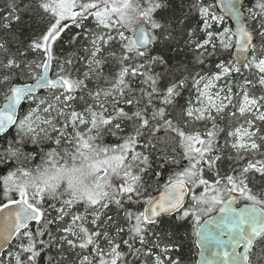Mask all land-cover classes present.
Listing matches in <instances>:
<instances>
[{
    "label": "snow or ice",
    "instance_id": "6c2138e0",
    "mask_svg": "<svg viewBox=\"0 0 264 264\" xmlns=\"http://www.w3.org/2000/svg\"><path fill=\"white\" fill-rule=\"evenodd\" d=\"M167 7L168 0H143V6L137 0H38L41 27L39 35H34L27 44V51L38 54L40 59L7 58L3 67L10 74L0 78L6 100L0 107V134L7 135L9 129L15 128V137L0 148V165L6 170V174L0 173L3 196L0 250L18 240L15 250L7 251L6 260L0 258V264H39L42 253L47 256L45 264H65L66 252H75L77 248L78 264H129L121 244L127 247L128 255L152 256V250L145 249L149 235L152 247L159 249L153 264H181L172 253L182 250L188 232L185 230L184 237H180L179 231L187 224L191 225L197 247H204L206 242L219 245L220 250L212 252L213 257L219 258V264H252L250 257L257 245L264 255V194H257L250 187L255 180L250 173L264 179V159L249 160L246 165L222 174L224 153L217 144L224 131L218 126L217 117L224 119L225 110L231 106L235 111L227 113L228 118L245 117V120L235 128L229 125L224 147L230 146L238 159H243L242 152L255 154L264 147L257 142L264 141V135H258L264 130L255 124L264 122V95L250 94L249 85L256 84L247 77L243 83L235 82L237 92L228 80L232 73H240L241 68L254 67L260 74L256 83L264 88V0H257L255 5L259 13L249 14L248 19L258 23V28L252 29L244 23L243 0H225L224 9L232 17L234 30L227 26L224 15L213 11L211 4H197L198 31L202 35L197 30H184L186 17L173 21L166 16L159 19L154 16L157 10ZM89 18L96 30L89 31ZM72 27L81 31L73 33ZM65 36L70 47L77 45L80 38L90 45L83 48L88 54L86 70L77 67L74 55L55 56L56 46L65 43ZM185 37L186 43L196 50L199 64L233 48L238 53L230 61L217 62L216 72L207 76L196 73L192 80L197 91L196 104L189 101L183 112L189 120L210 121L211 127L205 125L203 132H185L165 118L166 108L179 102L187 86L188 76L166 79L173 43L178 46ZM157 42L163 46L153 55L152 46ZM113 43L119 44L118 50L112 49ZM4 48L0 43V49ZM249 52L251 57L247 55ZM34 67L40 71L33 73ZM157 67L160 71H156ZM106 68L109 76L104 75ZM53 69L54 78L50 75ZM25 73L33 82L13 83ZM101 78L108 87L99 86ZM222 79L226 81L224 86L212 91ZM89 80L97 83L94 91L86 83ZM137 81L139 86L134 87ZM41 90L46 95H40ZM234 97L238 98L236 103ZM78 100L84 102L83 110L75 107ZM24 104L28 110L18 116L17 111ZM121 104L129 107H120ZM125 122H130L132 131L121 135ZM161 130L178 136L183 149L179 159L176 155L169 156L164 148L157 149L163 161L161 167L180 165L182 160L187 163L168 177L158 196H153L149 192L151 185L144 180L152 168L147 150L156 149L153 139ZM106 133L123 142L116 146L105 144ZM157 139L165 142V138ZM27 145L33 146V150L25 151ZM137 147L143 151H137ZM21 158L30 162L39 158L41 162L35 169L38 172L43 169L41 175L50 169L56 173L77 171L80 159L87 162L93 179L90 187L79 194L71 180L67 181V187L59 181L52 183L57 179L55 176L44 181V186L35 183L29 186L19 182L20 177L31 175L29 169L17 165ZM9 162L16 165L14 171L10 170ZM155 175L158 181L159 173ZM197 189L202 191L197 194ZM45 197L58 201L59 207L56 203L43 207ZM241 201L246 203L238 207ZM79 202L84 203L83 213L72 211ZM109 205L115 206L116 218L108 215L100 223L103 210L109 209ZM49 208L56 212L55 217L48 218ZM121 213L126 228L120 223ZM212 213L217 215L213 217ZM68 216L70 221L65 222ZM33 222L37 225L35 231L30 230ZM59 222L65 223L61 226ZM88 223L92 229L86 226ZM54 224L55 231L49 227ZM110 229H114V235ZM125 231L127 239L121 236ZM45 235L47 240L42 239ZM165 236L167 242L161 246ZM137 240L140 247L135 246ZM104 241L106 246H102ZM207 264L216 262L209 260Z\"/></svg>",
    "mask_w": 264,
    "mask_h": 264
},
{
    "label": "trees",
    "instance_id": "16d2710c",
    "mask_svg": "<svg viewBox=\"0 0 264 264\" xmlns=\"http://www.w3.org/2000/svg\"><path fill=\"white\" fill-rule=\"evenodd\" d=\"M137 2H140L143 6V0H137ZM169 7L161 10H157V12L154 14V16L159 19L162 16L169 17L173 21H175L177 18L184 19L186 17V25L184 26L185 31L190 30H197L198 35H202V33H199L198 31V24H200V17L197 10L196 5L202 4L204 6H207L211 4L213 6V11L216 14H219L214 0H168ZM257 3V0H244L243 2V14L244 19L246 22V25L249 27V29H252L253 27L258 28L257 20L248 19L249 14L251 12L259 13V9L255 7ZM13 4L15 5V8H13ZM37 4L38 0H0V43L5 45L4 49H0V78H2L6 74H10L8 69L4 68L3 65L6 63L7 58L16 57L19 61H23L25 58L27 60H39L40 57L36 53H31L27 51V44L30 42V39L34 35H39V30L41 27L40 24V17L37 15ZM16 17H20L19 20L16 19ZM259 19V17L257 18ZM70 24V22H67ZM89 31L96 30L95 24L93 23L92 18H89L87 21ZM7 25V27H5ZM227 25L229 26V23L227 22ZM180 26L177 25V34H179ZM72 32H79L80 29H76L72 27ZM115 35V32L112 33ZM126 35H131V32H126ZM163 46L162 42H157L152 46L153 52L152 54H156L157 51L160 50V48ZM84 47H90V45L83 39L80 38L79 43L75 46L70 47L67 44V36H65V43L62 46H56L55 49V56L57 58H63L67 57L69 55H74L77 58V67L81 69V71L86 70L84 67L86 63V56L88 55L83 51ZM113 50L119 49L118 43H113L112 45ZM21 53V55L17 56V53ZM108 49L105 50V53H107ZM257 55H260V44L259 41H257ZM249 57H251V52L249 53ZM232 59V53L231 50L227 52H223L217 56H214L212 58H205L204 64H199L197 62V53L196 50L188 45L186 43V37L185 39H182L177 46L175 42L173 43L172 50L169 52V69H168V75L166 79L170 80L173 78L181 79L185 76H188L187 86L182 91V95L179 98V102L175 105H170L166 108V119H171L175 124H177L181 129H183L185 132H203L205 130V125L207 127H211L210 121H193L189 120L188 117L184 114L183 109L188 106L189 100L193 96V83L192 80L194 77H196V73H200L202 76H207L210 72H216L217 69L215 67L216 63L223 60L225 62L230 61ZM40 70L37 68H33V73H38ZM156 71H160V68L157 67ZM51 75L54 77L55 69L50 70ZM105 76H109L110 73L108 69H105L104 72ZM249 80L255 82L254 74L251 73L248 75ZM31 78L28 76L27 73L24 74L23 78H17L13 80V83L15 84H23L31 82ZM244 79H242L243 83ZM241 83V81L239 80ZM89 88L93 91L97 87V83L95 80H89L86 81ZM99 86L101 87H108L109 84L106 83V81L101 78L99 81ZM138 81L134 85V87H138ZM4 85H0V104L4 101L5 97L3 95L4 91ZM256 89H259L256 87ZM249 91L252 92L253 90L249 87ZM255 95L259 94L257 91H255ZM40 95H46V93L43 91L39 93ZM88 103L91 104L92 101L87 98ZM236 103V102H235ZM155 104L157 107H159V102L155 101ZM75 107L78 110H83L85 107V104L83 101H76ZM110 107V105H109ZM120 107L128 108L129 106L121 104ZM28 110V105L24 104L23 109H19L18 116L25 114ZM232 111H235L234 109H228L225 111L224 119H220L217 117V124L219 127L223 128L224 131L220 133V135L217 138V144L221 147L224 153V159L220 165L222 174L230 173V169L240 168L243 165H246L249 160H256V159H264V147L260 149L259 152L253 154L252 152L247 153H241V156H243V159L237 158V153L231 149V147H224L225 140L227 139V131L229 128V125H231L233 128L238 126L239 124H243L244 119L242 117L238 118H232L229 119L227 116V113H230ZM255 124L262 130H264V122H256ZM82 130H86L84 126H80ZM131 124L130 122H125L124 124V133L121 135H125L128 132H131ZM68 132L71 134V126L68 128ZM258 135H264V132L259 133ZM15 137L14 128L10 129L7 135H3L0 137V148L6 146L7 141L11 140ZM157 138H165V142L161 143L159 139L154 138L153 143L156 144V149H148L147 151L151 154V163L152 168L151 170L144 176V180L146 183L150 184L151 187L149 188V192L154 196L158 192H160L163 189V185L167 182L168 177L172 175V173L178 168L182 167L184 164L187 163V161L182 160L180 165H174V164H166L163 167H161V164H163V161L159 159L161 153L157 151V149L164 148L167 151V154L169 156L176 155L177 158L182 155L183 149L180 146L179 143V137L176 136L174 133H165L163 130L158 132L156 134ZM171 138V139H169ZM103 142L107 145L116 146L118 143H122L123 141L119 139L117 136H113L111 133H106L103 138ZM258 143L264 144V141H257ZM143 143V141H142ZM66 147H70V145L65 144ZM52 147H55L53 144ZM173 149H175V152H173ZM33 146L27 145L25 148V151H32ZM137 151H143L140 147H137ZM229 156L231 159H229ZM41 161L39 158H35L33 161L29 163V167H35L36 164L40 163ZM10 164V170H15L16 165ZM0 173L6 174L5 167L3 165H0ZM155 173H159V180L157 181V177ZM250 175H255V180L250 184V187L252 190L257 194H264V179H262L259 174L250 173ZM207 176L209 178H212L211 173H207ZM202 191V189H197L196 192L199 194V192ZM64 198H67L65 196ZM190 199V197L188 198ZM0 200H3L2 196V181H0ZM6 202V201H4ZM50 203H56L57 207H59L58 201H50L45 197V200L43 201V207L48 208V205ZM240 203H246L244 201H241ZM142 209V205L140 206ZM76 212H82L84 211V203L79 202L75 205ZM50 216L48 218H52L56 216V212L52 209H48ZM91 212L92 209H89ZM116 208L114 205H109V209L104 210V214L101 217L100 223H103V221L107 218L108 215L113 216V218H116ZM61 226L64 225V222H59ZM120 223L127 227V222L123 218V214H120ZM90 229H92V226L88 223L86 225ZM37 225L35 222H33L30 225V230L35 231ZM53 231H55L56 225H50L49 226ZM185 230L188 232L187 238L184 239V244L182 247V250L179 253L173 252L172 257L177 258L181 260V264H194L195 258H196V247L193 243L194 237L191 235V225L187 224L184 228H181L179 231V236L184 237ZM110 231L115 234L114 229H110ZM123 239L128 238V234L125 231L121 234ZM42 239L47 240L48 237L45 235L42 237ZM167 237L165 236L161 240V246L165 242H167ZM149 243L145 245V249H151L153 252L152 256H144L140 255L139 257L128 255V249L126 246L121 244V250L125 253V258L129 262V264H153V260L155 257V254L159 252V249L153 248L152 244V237L149 235L148 237ZM18 243V240H13L12 246H10L5 252L1 255L0 258H4L6 260L7 251L9 250H15V245ZM135 246L140 247L139 241H135ZM102 246H106V241L102 242ZM80 252V249L77 248L75 252H66L67 261L65 264H78L77 259V253ZM84 254H88L87 252ZM47 259V256L42 253L41 258L39 261V264H45V261ZM252 264H264V255L261 254V246L257 245L256 248L253 250V254L250 257ZM14 264V262H13Z\"/></svg>",
    "mask_w": 264,
    "mask_h": 264
},
{
    "label": "clouds",
    "instance_id": "9594fccd",
    "mask_svg": "<svg viewBox=\"0 0 264 264\" xmlns=\"http://www.w3.org/2000/svg\"><path fill=\"white\" fill-rule=\"evenodd\" d=\"M88 155L90 159L93 158L91 153H88ZM29 163L30 161L25 158H21L17 161L18 166H22L31 171L30 176L19 178V182L27 183L29 186H31L33 183L44 186V181L48 180L52 176H55L57 179L52 180V183H57V181H59L63 187H67V181L71 180L73 189L79 194L90 187L91 181L93 179L90 175L91 170L88 168L87 162L80 159H78L77 162V171H61L56 173L54 169H50L45 175H41L43 169L38 172L35 167H29ZM69 168H71V164H69Z\"/></svg>",
    "mask_w": 264,
    "mask_h": 264
},
{
    "label": "water",
    "instance_id": "95a60500",
    "mask_svg": "<svg viewBox=\"0 0 264 264\" xmlns=\"http://www.w3.org/2000/svg\"><path fill=\"white\" fill-rule=\"evenodd\" d=\"M234 2H235V0H234ZM243 2H244V0H243ZM215 4H216V7H217V10L219 11V13L225 16V18L230 22L231 28H233V30H234L235 24L232 20V17L230 14L226 13V11L224 9L225 0H215ZM242 15H243V12H242ZM244 23H245V21H244ZM248 54L249 53H247V55ZM233 55H238V53H236L235 48L232 49V57H233ZM19 85H22V84H19ZM41 91H43V90H41ZM5 102H6V100H4L1 103L0 107H2ZM18 111H19V109H18ZM18 111H17V115H18ZM3 135L4 134H0V137H2ZM159 194H160V192H158L154 196H158ZM243 205H244V203L239 204L238 207L243 206ZM0 215H2V214H0ZM216 215H217L216 213L211 214V216H213V217H215ZM205 219H208V218H205ZM6 249L0 250V257L5 252ZM196 250H197V256H196L195 264H207V261H209V260H214L216 262V264H219V258L212 256L213 251H219L220 250L219 245H217L215 243H207L206 242L204 247H197L196 246Z\"/></svg>",
    "mask_w": 264,
    "mask_h": 264
},
{
    "label": "rangeland",
    "instance_id": "374dc122",
    "mask_svg": "<svg viewBox=\"0 0 264 264\" xmlns=\"http://www.w3.org/2000/svg\"><path fill=\"white\" fill-rule=\"evenodd\" d=\"M199 13V12H198ZM219 15V14H218ZM200 17V16H199ZM228 26V25H227ZM230 27V26H229ZM231 50V49H230ZM229 50V51H230ZM251 73L254 74V77H255V84L256 86L255 87H252L251 85H249V87L253 90L252 92H250V94H256L255 91H257L259 94L255 95V96H260V95H264V88H261L259 86L258 83H256L259 79V73H258V70L255 69L254 67L251 68V69H243L241 68V72L240 73H232L231 76L228 78V80L232 81L233 82V91L234 92H237L239 91V89L236 87V81H241L242 83V79H244L245 77L248 78V75H250ZM217 83V88L216 89H212V91H217L220 87H223L224 84L226 83V81L224 79H222L221 81H218L216 82ZM202 87V85H201ZM256 87H258L259 89H256ZM196 96H197V91H196V88L193 86V96L192 98L189 100L192 102L193 105L196 104ZM238 98L237 97H234V100H233V103L237 102ZM33 107H35V105H33ZM228 109H234L232 108L231 106H229ZM226 109V110H228ZM225 110V111H226ZM235 110V109H234ZM215 115V113H213ZM244 120H245V117H242ZM250 118V117H249ZM193 121H195L194 119H192ZM256 122H260V121H256ZM244 123V122H243ZM14 132H15V128H14ZM105 210V209H104ZM103 210V212H104ZM73 212H76V209H75V205L73 206V209H72ZM84 211H82L81 213H83ZM90 212V211H89ZM91 215L88 216V220L90 221L91 220ZM67 221H70V216L68 217H65V222ZM64 222V223H65ZM91 225V223H89ZM92 226V225H91ZM93 227V226H92ZM6 258H7V255H6Z\"/></svg>",
    "mask_w": 264,
    "mask_h": 264
},
{
    "label": "flooded vegetation",
    "instance_id": "af4514ba",
    "mask_svg": "<svg viewBox=\"0 0 264 264\" xmlns=\"http://www.w3.org/2000/svg\"><path fill=\"white\" fill-rule=\"evenodd\" d=\"M196 259V258H195Z\"/></svg>",
    "mask_w": 264,
    "mask_h": 264
}]
</instances>
